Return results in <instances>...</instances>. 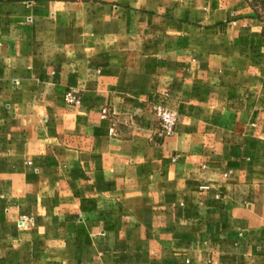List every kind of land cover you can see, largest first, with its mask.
I'll use <instances>...</instances> for the list:
<instances>
[{"label": "crops", "instance_id": "1", "mask_svg": "<svg viewBox=\"0 0 264 264\" xmlns=\"http://www.w3.org/2000/svg\"><path fill=\"white\" fill-rule=\"evenodd\" d=\"M0 264H264V0H0Z\"/></svg>", "mask_w": 264, "mask_h": 264}, {"label": "built area", "instance_id": "2", "mask_svg": "<svg viewBox=\"0 0 264 264\" xmlns=\"http://www.w3.org/2000/svg\"><path fill=\"white\" fill-rule=\"evenodd\" d=\"M63 98L64 101L70 105L79 104L81 101V96L79 91L73 88L67 89ZM151 110L158 124L159 137L165 138L171 136L175 131V124L177 121L176 112L158 102H154L152 104ZM100 115L101 117H107L108 108L106 107L101 108ZM109 133L110 134L115 133V129L113 126L109 128Z\"/></svg>", "mask_w": 264, "mask_h": 264}]
</instances>
